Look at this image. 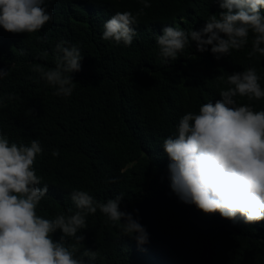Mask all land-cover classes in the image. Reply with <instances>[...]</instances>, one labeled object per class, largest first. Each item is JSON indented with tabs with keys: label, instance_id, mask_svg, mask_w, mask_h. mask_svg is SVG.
I'll return each mask as SVG.
<instances>
[{
	"label": "trees",
	"instance_id": "obj_1",
	"mask_svg": "<svg viewBox=\"0 0 264 264\" xmlns=\"http://www.w3.org/2000/svg\"><path fill=\"white\" fill-rule=\"evenodd\" d=\"M150 3L134 26L131 46L103 40V25L116 12L135 14L143 7L139 0H46L54 19L41 30L14 34L0 27V68L9 73L0 80V98L16 96L3 100L0 130L10 143L39 139L42 144L34 168L49 191L38 215L52 219L68 207L75 210L69 199L73 189L101 202L124 195L121 211L138 219L149 241L138 246L97 210L79 233L86 248L100 253L91 264H264V220L234 223L182 202L170 188V160L162 147L164 139L177 135L184 114L221 99L219 92L228 85L215 77L255 67L264 88V56L249 57L250 33L242 49L219 60L211 46L199 52L191 41L176 60L165 62L156 43L163 28L198 31L222 10L216 0ZM61 40L78 46L83 56L81 70L71 74L70 97L54 95L32 71L34 65L55 67L53 49ZM237 100L264 110V98ZM54 149L58 157L52 156ZM60 235L58 230L53 239Z\"/></svg>",
	"mask_w": 264,
	"mask_h": 264
},
{
	"label": "clouds",
	"instance_id": "obj_2",
	"mask_svg": "<svg viewBox=\"0 0 264 264\" xmlns=\"http://www.w3.org/2000/svg\"><path fill=\"white\" fill-rule=\"evenodd\" d=\"M139 2L143 7L135 14L116 12L106 20L101 38L131 46L138 18L151 7L150 0ZM216 2L222 11L210 15L198 31L163 28L156 43L165 62L176 60L191 41L199 52L211 46V53L219 60L231 50L242 49L250 33L249 57L264 56V0ZM53 19L46 0H0V27L7 32L34 33ZM65 45L67 42L61 40L53 49L55 67L45 70L34 65L32 71L55 89L54 95L70 97L75 87L71 74L81 70L83 56L78 46ZM20 54H24L23 49ZM8 74V69L0 68V80ZM215 79L228 85L219 92L221 99L204 103L198 113L184 114L177 135L163 140L170 160V188L182 202L205 214L219 213L234 223H257L264 220V110L256 111L250 103L241 105L237 97L249 101L264 98L261 77L255 67H249ZM4 99L16 96L9 93L0 98V107L6 106ZM43 151L39 139H32L30 145L10 143L0 130V264H91L100 253L86 248L85 236L79 233L87 228L86 217L97 210L138 246L148 243L144 226L132 213L121 211L122 193L101 202L87 191L73 189L69 199L75 210L68 207L52 219L38 215L37 207L49 191V184L43 183L34 168L37 155ZM52 156L58 157L59 150L54 149ZM41 184L43 187H38ZM58 230L61 235L57 241L53 234Z\"/></svg>",
	"mask_w": 264,
	"mask_h": 264
}]
</instances>
